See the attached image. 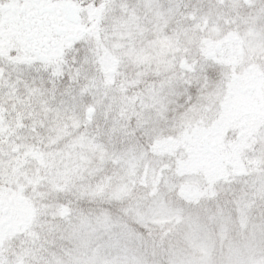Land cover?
<instances>
[{
    "label": "rangeland",
    "instance_id": "obj_1",
    "mask_svg": "<svg viewBox=\"0 0 264 264\" xmlns=\"http://www.w3.org/2000/svg\"><path fill=\"white\" fill-rule=\"evenodd\" d=\"M95 1L96 11L92 8L88 16V23L96 19L91 33L82 32L76 11V22L61 30L64 40L67 35L89 36L84 47L74 49V41L68 40L45 58L42 46L33 49L45 64H56L54 77L30 67L36 62L31 55L27 63L14 62L9 36L0 38V226L11 239L4 253L20 254L33 264H79L94 251L95 237L87 225L99 219L114 227L107 241L114 247L139 250L143 242L154 240L166 264L177 257L194 264L218 262L222 251H239L245 234H258L264 226V184L259 183L264 145L258 142L264 137L260 130L244 147L237 162L243 167L232 171L240 178L237 182L217 183L198 202L195 193L208 178L193 159L201 156L209 163L215 147L223 144V149L234 132L243 138V113L264 105V3ZM72 9L68 5L65 15ZM231 19L244 48L236 66L241 71L233 80L247 64L246 81L228 86L213 119L185 136L180 128L187 127L186 85L194 81L185 80L183 72L197 59L219 63L222 56H204L199 47L204 42L206 50L219 49ZM161 88L167 89L164 97L153 98V89ZM145 97L158 105L154 113L162 126L175 125V135L157 143L154 154L160 155L159 146L180 147L186 140L188 159L177 176L198 177L168 186L159 204L151 200L153 189L134 193L138 177L154 179L150 165L141 162L145 142L138 113ZM82 201L89 205L80 206ZM105 202L121 203V213L101 208ZM32 219L36 227L25 233L19 226ZM156 254L149 248L150 260Z\"/></svg>",
    "mask_w": 264,
    "mask_h": 264
},
{
    "label": "snow or ice",
    "instance_id": "obj_2",
    "mask_svg": "<svg viewBox=\"0 0 264 264\" xmlns=\"http://www.w3.org/2000/svg\"><path fill=\"white\" fill-rule=\"evenodd\" d=\"M264 3V0H261ZM71 5L78 10L80 22L88 27V16L92 8L95 7L93 0H71ZM68 7L67 0H0V38L3 34L15 33L23 36L26 33H36L51 40H60L66 33L61 29L66 28L74 21L70 16L65 15ZM256 6H253L255 8ZM264 23V17L261 18ZM90 37L83 35L81 39L73 42L74 49H80L89 41ZM12 42L15 44L16 36H13ZM16 51L15 48L10 49ZM31 55L36 57V62L31 64L35 71L44 75L54 77L56 75V64L47 63L39 59L41 52L36 51ZM220 62H214L213 59H197L194 64L187 68L183 75L185 80L194 81L186 85L187 105L184 108V123L180 131L185 136L193 133L194 130L210 122L214 113L218 112L220 106L226 100V88L234 83L233 76L241 71V67L234 66L225 55L219 57ZM201 85H204L201 87ZM166 88L153 89L151 96L155 99L164 97ZM152 99L145 97L142 101V107L138 118L142 126L140 134L144 137L145 155L142 163L149 164L153 169V178L156 180V192L151 200L156 204L160 203V198L167 194V187L170 185H179L185 181L196 180V176H177L183 161L188 159V154L181 148L174 154L156 155L153 152L155 145L164 140L169 135H175L173 129L175 125L171 122L163 125V122L154 113ZM260 136L264 137V127H262ZM264 145V140L258 141ZM183 143L187 145V141ZM97 147H103L97 144ZM112 159L122 163L120 157L113 154ZM222 163V162H221ZM160 173L156 179L155 173ZM259 183L264 184V176L259 178ZM175 189H173V192ZM101 208L105 205L101 204ZM171 216L182 215L181 212L169 213ZM25 230V233L36 227L34 219L26 220L19 226ZM89 233L95 237L93 245L94 251L87 253L79 264H166L165 260L158 255V246L156 241L143 242L139 250L129 249L124 246H112L107 243L108 237L114 227L103 220H96L95 223L89 222L87 225ZM11 244V239L0 226V264H33L31 260L16 258L15 255L5 257L3 255L6 248ZM152 249L156 255L149 259L148 250ZM224 258L220 261H213L212 264H264V226L260 228L258 234H245L243 246L237 252L223 253ZM173 264H194L188 260H181L177 257ZM205 264V262H200Z\"/></svg>",
    "mask_w": 264,
    "mask_h": 264
},
{
    "label": "trees",
    "instance_id": "obj_3",
    "mask_svg": "<svg viewBox=\"0 0 264 264\" xmlns=\"http://www.w3.org/2000/svg\"><path fill=\"white\" fill-rule=\"evenodd\" d=\"M94 4L96 3L95 0H93ZM67 4L71 7V0H67ZM73 9L78 12L77 9L73 7ZM94 11H96V8H93ZM95 20H91V22L88 23V27H85L83 25V31H88L91 33L93 26L95 24ZM98 20V19H97ZM229 21L227 33L223 36V40L221 44H219V49H213L212 47L207 48L206 50V45L205 43H201V46L199 47V51L202 52V55L206 56L209 55L211 56L212 53H217L220 56H227L229 58V61L234 65L237 66V63L240 62V60L244 56V48H243V42L242 39L239 35V31L236 30L234 23L231 20ZM66 33V32H65ZM6 35L9 36L7 38V42L9 41L11 46L10 49L15 48L16 51H11V53L15 54L16 60L14 62H29L30 55L34 52L33 49L36 47H41L44 49V58L46 57V53L51 50H56V49H61L63 44L66 41H75L80 39V34L74 37H71V35H67L68 40H64L63 38L60 40H51L50 37H46L40 34L36 33H26L23 36H18L15 33H6ZM13 36H16V42L15 44L12 42ZM47 40V45H43V41ZM38 45V46H37ZM221 48V50H220ZM204 50H206L204 52ZM225 50V51H224ZM32 58L37 59L33 55H31ZM219 61V60H218ZM220 62V61H219ZM259 65L255 64V74L257 76L261 75V69L259 68ZM251 67L248 66L247 64L244 66L245 72L237 76H235L234 81L241 82L245 80L244 76H247V72ZM255 74L252 75V78L255 77ZM250 82V80H249ZM246 83V82H245ZM254 110V111H253ZM245 116L244 123L242 124V134L243 138L238 137V133L234 132L232 134V137L229 140L225 141V145L223 149H219L220 146H216L215 148V156L213 159L209 160V163H207L205 160H203V157H195L194 162L195 164L193 165L194 167H203L204 171L207 173V178L203 180V188L201 190H198L197 193H195L198 196L197 202L206 196V193L209 191L211 187L216 185L217 183H223V184H228V183H235L237 182L240 178L237 177V175H233L234 170H238L239 168L243 167V162L240 161V163H237L238 160L241 157V153L243 152L244 147L246 148V144L248 142H251L252 139L260 132L262 127H264V105L263 104H258L249 112L248 114L245 112L243 113ZM185 145L181 144L180 147L178 145H174V147H166L164 148L163 146L158 147V152L160 155H168V154H174L175 151L177 152L179 148H184ZM178 148V149H177ZM220 154H224V159H221ZM197 158V159H196ZM222 162V163H221ZM209 164V165H208ZM209 169V170H208ZM234 169V170H233ZM182 171V169H180ZM143 172V171H142ZM231 172V173H230ZM182 175V172L180 173ZM213 175L219 176L221 179H214ZM160 173L158 172V175L156 176V179L159 178ZM147 176L143 177H138L135 186H134V193L142 191V189H153L156 192V180L150 179V181L146 178ZM229 177V178H228ZM183 188V187H182ZM187 192L191 194V190L187 188ZM180 191L177 192V195H180ZM184 194V193H182ZM181 194V195H182ZM186 194V193H185ZM180 195V196H181ZM189 196V195H187ZM191 196V195H190ZM193 196V194H192ZM223 195H221L222 197ZM216 198V196L214 197ZM218 198V197H217ZM9 203H11V199L8 200ZM88 204V203H87ZM84 201H82V204L80 206L86 207ZM106 204V205H105ZM105 206L107 209L115 210L117 209V212L121 213L122 206L121 203H110V202H105ZM89 205V204H88ZM105 208V207H104ZM9 210V209H8ZM19 213V212H18ZM21 219H19L17 222H21ZM142 232H145L142 230ZM5 257L13 256V255H8L6 253H3ZM16 258L20 259L23 258L25 259L22 255L15 253L14 254Z\"/></svg>",
    "mask_w": 264,
    "mask_h": 264
},
{
    "label": "water",
    "instance_id": "obj_4",
    "mask_svg": "<svg viewBox=\"0 0 264 264\" xmlns=\"http://www.w3.org/2000/svg\"><path fill=\"white\" fill-rule=\"evenodd\" d=\"M73 13L72 12H69V15L68 16H70L72 19H73ZM73 21H74V19H73Z\"/></svg>",
    "mask_w": 264,
    "mask_h": 264
},
{
    "label": "flooded vegetation",
    "instance_id": "obj_5",
    "mask_svg": "<svg viewBox=\"0 0 264 264\" xmlns=\"http://www.w3.org/2000/svg\"><path fill=\"white\" fill-rule=\"evenodd\" d=\"M61 30H62V29H61ZM46 42H47V41H43V45H45V46H46V45H47V43H46Z\"/></svg>",
    "mask_w": 264,
    "mask_h": 264
}]
</instances>
